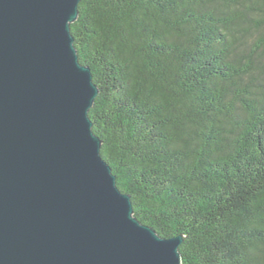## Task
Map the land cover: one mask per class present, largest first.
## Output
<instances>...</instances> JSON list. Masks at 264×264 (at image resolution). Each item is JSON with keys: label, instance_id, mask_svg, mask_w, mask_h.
<instances>
[{"label": "trees", "instance_id": "16d2710c", "mask_svg": "<svg viewBox=\"0 0 264 264\" xmlns=\"http://www.w3.org/2000/svg\"><path fill=\"white\" fill-rule=\"evenodd\" d=\"M70 30L134 217L182 264H264V0H82Z\"/></svg>", "mask_w": 264, "mask_h": 264}, {"label": "water", "instance_id": "95a60500", "mask_svg": "<svg viewBox=\"0 0 264 264\" xmlns=\"http://www.w3.org/2000/svg\"><path fill=\"white\" fill-rule=\"evenodd\" d=\"M81 1L0 0V264H182L101 157Z\"/></svg>", "mask_w": 264, "mask_h": 264}]
</instances>
